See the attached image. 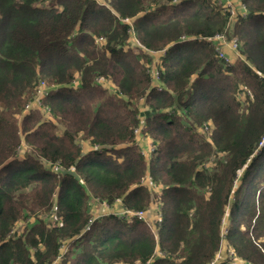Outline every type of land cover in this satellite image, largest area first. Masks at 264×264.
<instances>
[{
	"label": "trees",
	"instance_id": "trees-1",
	"mask_svg": "<svg viewBox=\"0 0 264 264\" xmlns=\"http://www.w3.org/2000/svg\"><path fill=\"white\" fill-rule=\"evenodd\" d=\"M101 1L0 0V264H264V0Z\"/></svg>",
	"mask_w": 264,
	"mask_h": 264
},
{
	"label": "rangeland",
	"instance_id": "rangeland-1",
	"mask_svg": "<svg viewBox=\"0 0 264 264\" xmlns=\"http://www.w3.org/2000/svg\"><path fill=\"white\" fill-rule=\"evenodd\" d=\"M99 2H102L101 0H98ZM229 2V1H228ZM230 3H227L226 1H224V5L225 6H227V5H229ZM133 34V33H132ZM223 37V38H222ZM132 39H133V42H134V45H136V43L137 44H139V42L135 39V41H134V38L132 37ZM212 41L216 44V47L218 48V46L220 45L227 53H229V54H231L232 55V53L234 54V55H237L236 57H238V52H237V50H238V46H239V44H238V42H237V40L235 39V38H233L232 40H227V39H225V37L224 36H221V37H215V38H213L212 39ZM163 53L160 51V50H158V51H156V52H149L148 54H144L143 55V58L142 59H140V62L137 64V66L141 69V70H143V72H145V73H147V74H151V75H153V76H157V68H156V66H157V63L158 62H160L161 61V57H160V55H162ZM218 55H219V57L220 58H223V59H225V60H228V56H227V54H225L224 52H222V51H219V53H218ZM99 81H103L102 79H99ZM112 84V83H111ZM104 86H106L107 88H108V90L110 91L111 89H112V86L110 85V84H104ZM244 90V89H243ZM240 94H242V93H240ZM239 94V95H240ZM44 94L43 93H41V96H43ZM239 97V96H238ZM138 104L136 105V106H140V105H143V100H139L138 102H137ZM35 103L33 102V108L34 107H37V106H35L34 105ZM118 104V103H117ZM119 105V104H118ZM28 109H31L29 106H27V108H26V110L24 111L23 110V112L20 114V115H16L15 117H13V119H14V121H15V123H16V125H17V127L20 129L21 128V126H22V120H23V116L25 115V114H27L28 113ZM41 112H43V110L41 109ZM120 114H122V116L123 117H125V115H126V111L123 109V108H118L117 110L116 109H106V112H105V115H104V117H106V118H108V119H111V120H119V118H120ZM47 116V115H46ZM60 117H65V115L63 116V115H60ZM67 117H68V115H67ZM113 122V121H112ZM113 124L115 125V124H117V123H115V122H113ZM58 128H59V130H62L63 129V126H62V124L61 125H55V128H54V132H58L59 134H61L62 132H60V131H58ZM74 129V128H73ZM119 129L121 130L122 128H120L119 127ZM122 133V132H121ZM120 133V134H121ZM72 134H74L75 136H78V137H85V135L86 134H84V132L82 133L81 131H75V129H74V132L72 133ZM90 137V136H89ZM23 138V135H21V141L23 140L22 139ZM116 138V137H115ZM137 141L141 144V146H143V147H146V148H148V147H150V144H149V140L147 139V138H145V137H143V136H141L140 134H138V137H137ZM22 146H21V148L19 149V151L20 152H25V151H28L27 149L28 148H32V147H29V146H27L25 143H24V141L22 142ZM88 144V143H87ZM262 146H264V145H262ZM28 147V148H27ZM31 151V150H30ZM145 152H146V154H148V155H150V153H149V151H147V150H145ZM148 158V157H147ZM145 183L147 184V185H152V181H150L149 180V178H146L145 180ZM143 181V182H144ZM157 198V196H156V193L155 192H153L152 194H151V199L153 200V201H155V199ZM152 200L150 201L151 203H153L152 202ZM95 201H96V199H95ZM107 206H105V208H106ZM149 208V207H148ZM154 212L155 211H149V209L147 210V216L146 215H143L142 216V220H144V221H146V222H150V224L151 225H149V226H147L148 228H153V223L154 222H156V223H158L160 220H161V218H160V215H155V218L153 219V215H154ZM136 213V212H135ZM135 213H132V214H135ZM152 220H154V221H152ZM223 247H222V251H225L224 250V245H225V242L223 241ZM227 252V251H226Z\"/></svg>",
	"mask_w": 264,
	"mask_h": 264
},
{
	"label": "built area",
	"instance_id": "built-area-1",
	"mask_svg": "<svg viewBox=\"0 0 264 264\" xmlns=\"http://www.w3.org/2000/svg\"><path fill=\"white\" fill-rule=\"evenodd\" d=\"M263 142H264V140L261 142V145L263 144ZM135 215L138 216L140 219H142V216L145 214L143 212L139 211V212H136Z\"/></svg>",
	"mask_w": 264,
	"mask_h": 264
},
{
	"label": "bare ground",
	"instance_id": "bare-ground-1",
	"mask_svg": "<svg viewBox=\"0 0 264 264\" xmlns=\"http://www.w3.org/2000/svg\"><path fill=\"white\" fill-rule=\"evenodd\" d=\"M222 35H219V36H217V37H221ZM264 140V139H263ZM262 145H264V142H263V144Z\"/></svg>",
	"mask_w": 264,
	"mask_h": 264
}]
</instances>
